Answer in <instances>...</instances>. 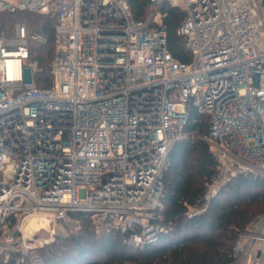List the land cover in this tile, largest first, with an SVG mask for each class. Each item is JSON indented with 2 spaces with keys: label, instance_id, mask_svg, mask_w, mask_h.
<instances>
[{
  "label": "built area",
  "instance_id": "1",
  "mask_svg": "<svg viewBox=\"0 0 264 264\" xmlns=\"http://www.w3.org/2000/svg\"><path fill=\"white\" fill-rule=\"evenodd\" d=\"M168 1L184 11L177 34L190 62L169 52L160 15L137 20L127 0H0V11L57 15L49 89L26 76L29 39L43 34L25 22L11 37L0 28V252L15 264L37 248L39 232L26 228L34 216L56 224L84 213L129 233L135 249L155 243L190 105L209 120L207 202L238 176L264 178L259 0ZM232 257L264 264V213L237 232Z\"/></svg>",
  "mask_w": 264,
  "mask_h": 264
},
{
  "label": "trees",
  "instance_id": "2",
  "mask_svg": "<svg viewBox=\"0 0 264 264\" xmlns=\"http://www.w3.org/2000/svg\"><path fill=\"white\" fill-rule=\"evenodd\" d=\"M127 2L137 20H147L150 13L160 15L169 52L183 63L191 61L184 39L177 34L183 10L168 0L158 4L151 0ZM19 22H25L30 32L43 34V42L29 39L33 74L28 78L40 89H49L53 86L55 6L47 14L0 11V28L7 37L13 35ZM185 134L168 156L157 219L164 230L158 232L155 243L135 249L128 243L129 233H122L108 221L96 225L90 215L72 213L70 217L78 222L79 230L36 248V261L28 257L23 264H232L237 232L252 222L254 206L264 204V178L238 176L207 202V185L215 173V160L205 140L209 120L191 105ZM3 254L0 252V264H15L13 255L5 261Z\"/></svg>",
  "mask_w": 264,
  "mask_h": 264
},
{
  "label": "rangeland",
  "instance_id": "3",
  "mask_svg": "<svg viewBox=\"0 0 264 264\" xmlns=\"http://www.w3.org/2000/svg\"><path fill=\"white\" fill-rule=\"evenodd\" d=\"M261 0H259L260 2ZM182 10V9H181ZM261 12L264 16V8L261 6ZM160 17L157 16V20H159ZM30 64V63H29ZM31 65V64H30ZM33 74L32 70H29L26 73V76L29 77V75ZM30 75V76H31ZM31 79V78H29ZM186 138V137H185ZM255 216L258 214H262L264 212V204L261 205H257L254 206L253 208ZM96 225L101 224L102 222L100 220H96L93 222ZM103 225V224H101ZM26 228L31 231V232H39V240L37 243V248L38 247H43L49 243H51L52 241H54L56 239L57 236H63L66 234H70V233H76L79 230V225L78 222L76 221H69L67 223H56V224H50L49 221H44V220H37L33 223H29ZM1 251V250H0ZM4 252H2L3 254ZM10 254L9 253H4L3 254V258L5 261H7L9 258ZM31 260L33 259L34 261V255L30 256ZM35 262V261H34Z\"/></svg>",
  "mask_w": 264,
  "mask_h": 264
},
{
  "label": "bare ground",
  "instance_id": "4",
  "mask_svg": "<svg viewBox=\"0 0 264 264\" xmlns=\"http://www.w3.org/2000/svg\"><path fill=\"white\" fill-rule=\"evenodd\" d=\"M39 221V220H44V221H47V219L46 218H44V217H41V216H34V217H32L30 220H29V222L27 223V225L29 224V223H33V222H35V221Z\"/></svg>",
  "mask_w": 264,
  "mask_h": 264
},
{
  "label": "water",
  "instance_id": "5",
  "mask_svg": "<svg viewBox=\"0 0 264 264\" xmlns=\"http://www.w3.org/2000/svg\"><path fill=\"white\" fill-rule=\"evenodd\" d=\"M261 6L264 8V0L260 1Z\"/></svg>",
  "mask_w": 264,
  "mask_h": 264
}]
</instances>
